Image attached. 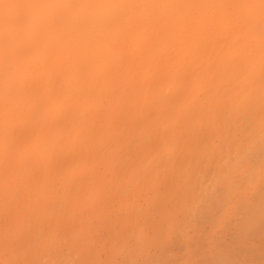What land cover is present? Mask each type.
I'll list each match as a JSON object with an SVG mask.
<instances>
[{"label": "bare ground", "instance_id": "1", "mask_svg": "<svg viewBox=\"0 0 264 264\" xmlns=\"http://www.w3.org/2000/svg\"><path fill=\"white\" fill-rule=\"evenodd\" d=\"M258 20H262L264 22V0H0V189H1V187L4 188V190H3V188L0 190L1 191L0 199L2 198V200H5V202L8 204V206H6L7 204H5V202L0 200V208L4 209V214L2 213L3 211L2 212L0 211V213H1L0 216L3 215L2 217H6L5 213L7 211V208H9V211L15 208V211L17 213L19 209L21 210L22 208H24L23 205L24 206L27 205V209L29 207V209H28L29 212H28V210L25 209L26 208L25 207L24 208L25 210H22L23 212L19 211V214L17 213V215L20 217V220H19L17 215H16L17 218H14L12 216L13 214H15L14 210H13L14 212L12 211V213H13L12 215L9 214L11 212L7 211L8 214H7L6 219L8 220V222L5 221V222H7L5 225L2 224V222H1L2 229H0V231H1L0 234L4 231H5L3 233L4 235L6 234L7 231L9 232L8 234L12 233L11 235H13V232H15L14 234L16 235L19 232L20 233H26V231H27V234L29 232L31 234V232L34 231V230H32L34 228L30 227L31 229H28V227L26 226L27 219H29V217H30V219L28 220V221H30V222H28L30 224H28V225L32 226L33 224L37 225V223H39L38 221L40 219L37 220L38 218H44V219L48 218L47 209L49 211V210H53V209L57 208V206L54 207L55 205H52V207L49 206L51 209L48 207L47 202L50 199H51L50 202H52L53 200H55V201L57 200L59 202L56 204V205H58V207H60L61 203H62V205L64 204V206L66 207L67 210L69 208L74 210L75 207H76V209L78 207H80V205L78 207L75 206L74 208L71 207V205L72 206L74 205L71 203H73V201L76 200L75 195L79 194L77 192H80V190L82 189V188L80 189V186L84 187V185H85L81 180H78V177L80 178V175H82L80 173L83 172V173L87 174L88 176H90L92 179H94L95 174L97 173L98 167L100 165H103V163H102L98 166L99 160L100 159L104 160V158L109 156V155H112V156H110L111 158L116 156L115 155L116 154V149H115L116 147L114 148L115 149L114 150L111 146V144H114V142L116 140L115 135L118 138L120 137L119 139H121V136H120L121 134H122V136L123 135L124 136H126V135L131 136L132 135L131 133L135 130H137V131H135L133 133H137L136 135L140 134L141 132H143L141 130L142 129L141 127H143V129L145 128L147 130L148 126L146 124L148 122L146 121V123H145V120L148 118L147 116L150 113H152V111L149 113L150 110L156 111L155 112L156 115L153 117V119H156L154 121V123L157 122V120L161 121V123H163L164 121H166L167 117L170 118V116H168V115H171L169 113V112H171V110H168L169 107L170 108L172 107L171 109L176 111V109H174V107L176 108V106H178L179 103L181 104L183 102L182 99H184L185 97H184V94L182 95L181 93H185V95H186V91L184 89L187 86L186 82H188V79L190 82V83L188 82L189 87H190L189 90H191V88L194 87L191 85V82L193 85H195V87H198L196 85H200L202 83L201 81L206 82L207 76L204 72L205 70H203L204 67L202 68V66L201 67L199 66V67H197L198 69H201L200 70L201 73L198 70V72L200 73L199 75L196 71L197 68L196 69L194 68V72L197 73V74L195 73L196 76L198 75L197 77L196 76L194 77L195 80L194 79L192 81L190 80V78H193L192 75L194 74V72L192 73V75L187 74L188 77L186 79H183L182 77H180L184 80L183 83L181 81H179L183 84V87H181L182 84H180L181 89L177 88V87H179V84L176 83V82H178V79H176L177 81L174 84L175 86L173 85V89L176 92L179 91L178 93H180V96L176 92H175V94L172 93L173 92L172 86L170 84L168 86L167 83L170 82V80L172 79V77H174V75L177 73V71H179V70L181 71L182 68L185 69L186 67H188V66L190 67V65L195 63V62H192L186 66L185 64H187V61L188 62H191L192 60H197L196 62L203 61L202 63L204 64V62H209L210 60H214V59H222V60H228V61L239 60V61H242L244 63L245 62L248 63L251 60H260V61L264 60V32L260 31L258 29V27L256 25V22ZM247 42H250L252 44H250V43L247 44ZM245 45H247L248 47ZM251 46H255L256 50L253 51L251 49ZM184 60L186 62H182ZM179 62H182L184 64V66L182 65V63L180 65ZM214 64H215V61L212 64V67ZM210 65H211V63H210ZM242 65H243V63H242ZM257 67H259V66H257ZM229 68L230 67H228L227 69H229ZM262 71L264 72V70H262ZM202 72L206 76L205 80H203L204 75L202 74ZM229 72L230 71H228V73ZM238 74H239V72H238ZM185 76H186V74H185ZM185 76H184V78H185ZM189 76H192V77L189 78ZM216 76L217 75L215 74V77ZM220 76H218V78ZM225 76H226V74H225ZM225 76L223 75V77H225ZM240 76H239V78H240ZM177 78H179V77H177ZM196 78H198V80ZM263 78L260 77L259 79H263ZM166 80L168 82H166ZM185 80H187V81H185ZM205 82L203 84H205ZM256 82H254V83H256ZM217 83H219V82H217ZM229 84H227V85H229ZM224 85H226V83ZM238 85H239V83H238ZM252 85H254V84H252ZM252 85H250V86H252ZM202 86H204V85L201 84V88H202ZM195 87H194V89H195L194 91L192 89L191 91H188V92H196ZM260 87H262V86L260 85ZM226 88H227V86H226ZM256 88H258V87H256ZM168 89H170V90H168ZM177 89H178V91H177ZM182 89L184 91L181 92ZM222 89L223 88H221V90ZM247 89L244 88L245 91ZM231 90H233V89H231ZM256 90H254V91H256ZM259 90H257V91H259ZM167 91H168V93L170 91L171 92L169 94H167ZM206 91H208V90H206ZM240 91H242V90H240ZM257 91L254 92V95L252 94L253 92L250 95H248L249 93L247 94L249 96V99L250 100L252 99V103H253L252 104L249 102V105H248L249 107L251 106L252 108L253 107L255 108L256 105L254 103H256L260 99L261 96L260 97L258 96L259 98H256L257 95L260 94ZM260 92H261V90H260ZM262 92H263V90H262ZM224 93H227V91ZM232 93H233V91H232ZM256 93H257V95L255 96ZM171 94L173 96L177 95V98H176L177 100H175V104L176 103H178V104L175 106L173 105L174 104L173 100L175 97H173V100L171 101V98H172ZM169 95H171V96H169ZM187 95L188 96H186V98L187 97L189 98V94H187ZM224 95H226V94H224ZM251 95H253L252 97L253 98L255 97L256 99L253 100V98H250ZM169 97H171V98L169 99ZM215 97H216V99H218V96H215ZM235 97L236 98H233L234 100H236L237 97H239V96H235ZM247 97H246L245 101H247V99H248ZM199 98H201V97H199ZM261 98H263V97H261ZM212 99L214 102L213 96H212ZM249 99H248V101H249ZM197 100L198 99H196V101ZM210 102H208L209 104L207 103V106L205 105L207 108H209L207 110L208 112H210L209 111L210 107H211L210 104L214 105V103L212 102L211 99H210ZM233 102H235V101H233ZM226 103H227V101H226ZM241 103H242V101H241ZM259 103H261L260 100H259ZM251 104L254 106H252ZM195 105L194 106H195V111H196L197 103ZM262 105H263V103H262ZM189 106H191V105H189ZM214 107H216V106H214ZM249 107H248V111H249ZM257 107H258V104H257L256 108ZM204 109H205V107H204ZM204 109H203V111H204ZM243 109H244V107H242L240 109V111ZM167 110H168V112H167ZM173 110H172V112H174ZM191 110H192L191 114H193L195 112L193 105L191 106L190 111L187 114H189L191 112ZM246 110H247V108L244 109L243 111L247 112ZM211 111H212V107H211ZM218 111H219V109H218ZM233 111H235V110H233ZM233 111L231 110L230 112H232V114H233ZM147 112L149 114H147ZM165 112H167V113L165 114ZM184 112H185V108L183 110V113ZM206 112L203 113L204 116L205 115L207 116ZM216 112H217V110H216ZM244 112H242V111H241V113L238 112L240 115L239 114H236V115L237 116L239 115L242 119L241 115ZM247 113L244 115L249 116V114H247ZM258 113H259V111H258ZM184 114L181 113V115H183V116L178 115L179 116L178 117L179 118L178 123L183 118L189 117L188 115H187V117H185L186 114H185V116H184ZM191 114H190V116H191ZM153 115H154V112H153ZM153 115H151V116H153ZM172 115H173V113H172ZM206 116H205V118H206ZM229 116L231 117L232 115H229ZM207 117L209 118V115ZM144 118H146V119H144ZM173 118H174V116L172 117V119ZM141 119H144V121ZM243 119H245V118H243ZM203 120H204V123H202L203 121L201 120L202 126L197 121V123L199 124L198 126H201L199 128L196 125V122L195 123L193 122L195 125L192 124L194 126V128H195V126H197L195 128L196 131L198 128V130L201 129L199 131H202V133L204 132L203 134L201 132H199L200 135L201 134L203 135L202 137H204L205 130L207 129V127H206L207 125H205V123L208 119L206 118ZM225 120H227V119H225ZM140 121L142 123H144L145 125L144 124L142 125ZM229 121H231V120H229ZM183 122H185V120H182V122H180V123L183 124ZM134 123H135V125L140 124V125H138L139 127L136 128ZM154 123H152V124H154ZM158 123H160V122H158ZM158 123H155L154 127H157ZM161 123H160V125H161ZM178 123H176V126ZM207 123H209V125H210V119H209V121H207ZM227 123H228V120H227ZM152 124H150L151 127L148 129L149 131L147 130L148 133H150V131H151L152 136H154V135L157 136V134L159 136V134H162V133H159L158 131H157V134H155L156 130L160 129L159 128L160 126L158 127L159 129L156 128L154 130V127ZM203 124L205 125L206 128H204ZM226 124L223 125L222 127L224 128V126H227L228 128H230L232 126L231 125L229 127V125L231 123L229 125H226ZM209 125H208V127H209ZM130 126L132 127V129H134L133 128V126H134L135 130H133L131 132L132 129L130 128ZM145 126H147V128ZM219 126H221V125H219ZM152 127H153V129L151 130ZM169 127H170V125H169ZM177 127H179V124ZM177 127H175V130H174V127H172L173 129L169 128V130H167L169 132L170 136L167 135L168 133L166 131V133H167L166 135L169 136L171 140H172L171 137L173 136L171 133L176 131ZM187 128H188V126H187ZM194 128H192V129H194ZM221 128L218 129L219 132H222ZM261 128H262V126H261ZM139 129H140V133H138ZM202 129H205V130L203 131ZM170 130H174V131L170 132ZM254 130H256V129H254ZM225 131H227L226 128H225ZM206 132H208V131H206ZM148 133H147V135H149ZM175 133L176 132H174V135H175ZM180 133H182V131ZM222 133L224 134V132H222ZM140 135L142 136L141 138L146 137V133H144V136L142 135V133ZM140 135L137 137H140ZM184 135L186 136V138L188 136H189L188 138L192 137L191 133H190V135L187 134L188 136L183 133V136ZM219 135H221V133ZM194 136L196 137V140L194 137H192V139L194 141H196L195 143H197V145L193 142V140L190 142L189 139L185 138L187 141L183 140L182 147H180L182 138H179V139H181L180 145L178 144L176 146L177 151H176L175 155L173 153V156L175 158L176 157L178 158L177 152H179L178 155H179V158H181V159L178 158V160H177V158L175 159L173 157L174 160L172 159V161H170V158H172L171 157L172 153L170 154L168 159L163 157V160L165 158V160L167 159V161H168L166 164H163V165H165V167H168V168H165V171L163 170L165 174L163 173L162 170L161 171L159 170L160 176L158 174L159 179L158 178L157 179H158V181L159 180L161 181L162 175H167V176H165V177L163 176V177L166 180H168V179L169 180H168V182L167 181L164 182V180H163L162 185L167 182L165 184L166 186L171 184L172 187L175 186V188H176V186L178 185V187L176 189L181 191L180 187L182 186V191L184 190L183 189L184 185H180L181 182H179V181L177 184H176V182L181 177L186 178L187 175L190 177V174H193V173H191L192 172V168H191L192 166L190 165L191 167H189L188 171L191 170V172L189 173V172H186V170L183 171L184 168L186 169V167H184V165L186 166V165L191 164L192 160L194 158L196 160L197 158L194 157L192 160H187L190 163L189 162L182 163V162H185V161H183L184 158H185L184 160H186L191 155V153L189 154L187 152H189L192 149H193L192 151H194V148H192V147H194L195 145H196V147L199 145L198 149H200V147H201L199 144L201 142V138L199 140L198 139L199 135H197L195 133H194ZM123 137H122L123 142H127L128 144L131 143V145H129L130 147L127 145V147L130 148V149L128 148V150L126 148L127 152L129 150H130L129 153L134 154V152H135L137 157H138V154H140V153L137 154V150H139V148H140V150H139V152H140L141 149L143 148L142 142L143 143L146 142L145 139H147V137L149 138V136H147L145 139H142L143 140L142 142H140L138 140L141 138H136V140H135L136 136L131 141H130V139H129V141H127V138H125L126 140H124ZM174 137L175 136H173V138ZM152 138H150V140H148V143H149V141L151 144H153V142H154V144H157V145L153 144V148L155 149V147H156V149H157V147L160 145L161 142L157 143L158 141L155 138H158V137H155V138L152 137ZM237 138H238V136H237ZM245 138H247V137H245ZM170 139L168 138V141H170ZM213 139H211V140H213ZM225 139H226V137H225ZM153 140H156V142ZM197 141H199V142H197ZM103 142H107V143L110 142V143L108 144V146H104ZM137 142L138 143L140 142L141 146L138 147V145H137V147H136L137 150L133 152L132 147L135 146L134 144H137ZM206 142H204V143H206ZM132 143H134V144H132ZM187 143H189L190 145L192 143H194L195 145L194 146L188 145V148L186 149L185 147H187L186 146ZM224 143H225V141H224ZM144 144H143V146H144ZM114 145L116 146V144H114ZM201 145H202V143H201ZM229 145H231V144H229ZM263 145H262V147H263ZM119 146H121V142H120ZM149 146H150V144H149ZM149 146H147V145L144 146L145 149H142L141 153H143V154L142 155L140 154L141 156L144 155L143 157H145V158H146V156L147 157H149V155L151 156V153H149V154L146 152H145L146 154L144 153L145 150L146 151L148 150V152H150V150L153 149V148H151L149 150L148 149V148H150ZM223 146H224V144H223ZM125 147L126 146L124 144V148H122V149L125 150ZM151 147H152V145H151ZM178 147L180 149H178ZM122 149H121V151L123 152ZM185 149L187 150V152H184V151H186ZM230 150H231V148H230ZM118 151H120V150H118ZM180 151H182V153ZM192 151H190V152H192ZM197 151H199V150H197ZM222 151H224V149H222ZM257 151H258V149H257ZM120 152H119V154H117V156L115 157L116 159H114V161L118 160L120 158V156L123 153H125V152H123L120 155ZM207 152H209V151H207ZM129 153L126 155L130 156ZM168 153H170V152H168ZM168 153H167V155H169ZM183 153L186 155H184ZM194 153L195 152H193V154ZM132 154H131V156H132ZM187 154H189V155H187ZM238 154H240V153H238ZM123 155H122V158H124ZM126 155H124L125 158H126ZM157 155H159V153ZM157 155L154 157L155 159H156ZM262 156H263V154H262ZM134 157H135V155H134ZM137 157H135L137 159V161H135L136 159L134 158L135 162H138L139 157L138 158ZM143 157H141V159H140L141 161L139 160L140 162H142V160L145 161ZM192 157L193 156H190V158H192ZM212 157H214V155ZM132 158H133V156H132ZM129 159H131V157ZM105 160H106V158H105ZM119 160L122 161L123 159H119ZM210 160H212V159H210ZM123 161H124V163L126 162V164L129 166V161H126V159ZM149 161L148 162L151 164L152 160H149ZM174 161H177V163L179 162V165ZM112 163H113V160H112ZM168 163H170L169 164L170 166L168 165ZM120 164H122V163H120ZM126 164H125V167H122V169L123 168L126 169V167H127ZM137 164H139V163H137ZM176 164L178 166V167L177 166L176 167L179 169H177L175 167ZM108 165L110 166L111 164H108ZM163 165H161V166H163ZM171 165L172 166L174 165V167H171ZM247 165H249V164H247ZM262 165L263 164H261V166ZM244 166H246V165H244ZM145 167H146V165H145ZM104 168H106V167H104ZM152 168H153V165H152ZM172 168H174V171H176V173H178L180 171V173L177 174V176H179L178 179H177V176L175 175L176 174L175 172H174L175 173L174 176H176V177L173 176V170L171 171ZM259 168H260V166H259ZM103 169H101V170H103ZM124 169H123V171H124ZM133 169L135 170V169H137V167L132 168V170ZM140 169L142 171V168H140ZM140 169H138V170L140 171ZM148 170L151 171L153 169L150 170L149 165H148ZM112 171L113 170H111V173H112ZM118 171H120V170H118ZM141 171L139 173H141ZM145 171H147V170H145ZM182 171H183V173H182ZM255 171H256V169H255ZM121 172H120V174H121ZM138 172L136 174V177L134 176V178H136V179L138 178V175H139ZM148 172H146L145 175L149 174ZM76 173H78L77 174L78 176L76 178L77 180L72 179V177H74V175H76ZM107 173H108V170H107ZM132 173H131V175H132ZM207 173L208 172L206 171V175H207ZM116 174H115V177H117ZM170 174H171V176H169ZM182 174H184V175H182ZM127 175H128V173H127ZM127 175H124V176L126 177ZM103 176H104V174L102 175V177ZM85 177L86 176H84V178ZM154 177L152 178V180L154 179ZM82 178L83 177L81 176L80 179H82ZM134 178H133L134 182L136 183V181H137V182H139V184L138 183L135 184L134 182L131 183L132 185H134V188H136L135 192H134V190H132V192L142 194V191L139 192L140 188L138 189V186L140 185V180L138 181ZM115 179H114V181L111 180L112 183L116 182ZM139 179H141V176L139 177ZM188 179H187V181L189 182ZM103 180H106V178H104ZM170 180H172V182L174 180L175 183H171ZM232 180H234V179H232ZM100 181H101V179H100ZM155 181H156V179H155ZM101 182H100V184H98L99 186L102 184ZM145 182L147 184L148 180L147 181L145 180L144 183ZM148 183H150V182H148ZM168 183H170V184H168ZM174 184H176V185H174ZM201 185H203V184H201ZM156 186H158V185H156ZM69 187H71V189H72L71 192L74 194L68 192V191H70ZM92 187L94 188L95 186L92 185ZM172 187L170 186L171 193L168 192L169 193L168 194L166 192L168 194V196H170V197L172 196V198L175 197V200H176V198H179L180 203L183 201V199L186 200L183 202H187V203L190 202V201H188L189 198L184 196L186 193H189V192H187L186 190H185V194H184V192H181L180 193L181 197H182V199H181L179 196L180 194L179 195L175 194V196H174V193H178L179 191L176 189L173 191ZM73 188H74V191H73ZM87 188H89L88 185H87L86 189ZM99 188L101 189V187H98V189ZM132 188L133 187L131 186V189ZM158 188H159V186L157 187V189ZM170 188H166L165 190L170 189ZM46 189H48V190L46 191ZM77 189H79V190H77ZM102 189L103 190L106 189V186L104 187L102 185ZM137 189L139 191H137ZM162 189L164 191V188H162ZM230 189L231 188H229V190ZM17 190H19L20 193ZM51 190H53V191L56 190V193H55V191H54V193L57 197H56V199L49 198V200L47 201L48 197H46V196H48L49 194H46V193L48 191H49V193L52 192ZM112 190H109L106 192H104L105 190L103 191L104 195L100 196L101 200L99 198L100 203L105 202V201H102V196H104L103 198H108V193L109 192L113 193ZM120 190H121V187H120ZM150 190H151V188H150ZM44 191L46 193H44ZM126 191H127V189H126ZM203 191H204V189H203ZM2 192H4V194H2ZM103 192H101V193L103 194ZM127 192H128V194L131 193L129 190ZM193 192H194V190H193ZM5 193H6V195H5ZM81 193H84V190H81ZM97 193H96V195H97ZM118 193H120V192H118ZM122 193H123V191H122ZM151 193L152 192L147 191V194L145 195L146 197H145L144 201L147 200V195H149ZM157 193L160 194V190ZM164 193H165V191H164ZM141 194H139V195H141ZM52 195H49V196L53 197ZM79 195H81L82 197L84 195V199H85V195H87V194L84 193V194H79ZM90 195L91 194H89V196ZM151 195L148 197V199L150 201H151ZM258 195L259 196L262 195L263 197L262 196L258 197ZM258 195L255 194L257 199L254 197H253V199L254 200L255 199L260 200V202L263 204L264 200H262V198H264V193L258 194ZM127 196H129V195H126V197ZM186 196H189V195H186ZM5 197H6V199H5ZM124 197H125V195L123 196V198ZM133 197L129 198V201L132 202V200H134V202H132V203L134 204V206H136L139 203L138 202L139 199L136 200L138 197H136L135 199H133ZM165 197L167 198L166 194H165ZM183 197H185V198H183ZM110 198L111 197H109V200H110ZM121 198H122V196H121ZM125 198H124V200H125ZM139 198H141V196H139ZM258 198H260V199H258ZM156 199H158V201H157L158 203L156 204L155 201H154V203L157 205V207H155L154 204H152L150 209H154V211H156L155 209L159 208V206H161L159 209L161 212L159 210H157V212L155 213L154 211H151L149 209V211L154 212V213H151L148 211V213H151V215L150 214L146 215L145 211H144V213L141 212L143 210L140 207L142 205L141 202H140V204H138V206H136L137 209L140 208L139 210H137L136 207H134L132 203H128L127 202L128 200L126 201L127 204L125 203V205H123L124 203L121 204L120 203L121 201H120L119 206H116V205L115 206H116V208H119L118 209V210H120L119 212L124 211V213H125V211H127L126 213H129L128 216H131V215L134 216V220H132L133 219L132 216L129 218H132L131 222L135 223L136 217H138L137 213L143 214V216H142V214L139 215L140 219H141V216L143 217V219H144V216H145V218H147L146 216H149V217L151 216L152 219L154 218V220H155V216L158 212H160L157 214L158 216H159V214H161V216H159V218H160V217H162V214H164L162 212L167 211V213L164 214V215H166L164 217H167V214L172 212L171 211L172 207H170L169 205H168L169 208L166 207L167 204L164 203L165 201H166V203H168V202L170 203V201H171L172 203H174V205L175 204L178 205V207L179 206L183 207V205H184V204L179 205V202H177L178 204L175 203L176 201H174V202L172 200L168 201V199L164 200L163 197L161 199H160V197H157V198H155V200ZM86 200H88V199H85L84 203H86ZM93 200H94V198H93ZM161 200L162 201L164 200V201L162 202ZM179 200L177 199V201H179ZM88 201L91 203V200H88ZM106 201H107V199H106ZM141 201H143V200H141ZM44 202L46 204H43ZM89 202L86 204H88V206L90 205V207H91L92 204H90ZM136 202H137V204H136ZM255 202H259V201H254V204L249 203L250 205L252 204V207L249 204H247V203L246 204L249 205L248 206L249 209L251 207V211L255 210L256 207L258 208L261 206V208H258L260 210L256 209L254 212L252 211L253 216H251L252 215L251 211L248 209L249 211L248 210L247 211L250 213V214L248 213V215H250V217L247 218L248 217V215H247L246 218L248 220L244 217L246 219V221L243 220L245 223L241 221L242 223H240V224H241V226H243L242 225L243 223L246 225V224H249V222H253L254 227H253L252 223H250L252 226L249 224L251 231H253V229H254V231L256 229L258 231L259 228H260V230L261 229L264 230V228H262V227H264V221H263V219H264V213H263L264 204L259 205L258 203H256L257 204L256 205ZM2 203H4V205ZM53 203L54 202H52V204ZM65 203H68L67 204V206L69 205L68 208H67ZM95 203H94V206H95ZM98 203L99 202H97V204ZM152 203H153V201H152ZM241 203L242 202H240V204ZM34 204H37V205L35 206ZM106 204H109V202H107V203L105 202V204L101 203V205H106ZM128 204L129 205L131 204L129 210H127L128 206H129ZM147 204L148 203L146 201L145 206ZM30 205L31 206L34 205V207L39 208V209L34 208L35 209L34 214H39L40 216L34 215L32 213L33 212V206L31 207ZM62 205H61V207H62ZM113 205H114V203H113ZM126 205H128V206L125 207L126 209L124 210V206H126ZM164 205H166V206H164ZM98 206L100 208V205H97L96 206L97 210H98ZM106 206L108 207V205H106ZM120 206L121 207L123 206L122 210L120 209ZM253 206H255V208ZM2 207H4V208H2ZM5 207H7V208L5 209ZM44 207H47L46 211H45ZM65 207H63V208H65ZM162 207H163V209L166 208L167 210L166 209H165V211L162 210L161 209ZM16 208L18 210H16ZM31 208H32V210H30ZM42 208H44V209H42ZM96 208H94V209H96ZM113 208H114V206H113ZM252 208H254V209H252ZM76 209L74 210L75 211L74 214L72 213L73 210L69 211L68 213H71L69 215H72V214L75 215V213L77 211ZM87 209H85L86 213L89 211L91 212V210H92L91 208H90L91 210L88 209L89 211ZM94 209H93V211H94ZM146 209H147V207H146ZM224 209H222V210H224ZM231 209H233V208L231 207ZM38 210H39V212H38ZM61 210H62V208H61ZM61 210L55 209L53 211L58 214V217H60L58 211H61ZM108 210L110 211L111 209L108 208ZM118 210L116 212H118ZM174 210H176V209H174ZM30 211L32 214L30 213ZM83 211H84V209H83ZM93 211H92V213H93ZM105 211H107V210H105ZM134 211H135V213H134ZM176 211L179 212L178 210H176ZM20 212L22 213V217L24 216L23 214H25L26 218L24 219V217H23L24 220H21L22 217H21ZM27 212H28V216H26ZM50 212L51 211H49V213ZM65 212H66V210L64 211V214H65ZM79 212H80V214L82 213L81 211H79ZM175 212H172L171 213L172 215L171 214L168 215V217L171 220L173 218L172 221H169L170 219L168 217L164 218V220L166 221L168 219L167 220L168 223L173 222L176 219L175 216H177V215H175L177 212L176 213ZM181 212L182 211H180V213ZM183 212H184V210H183ZM29 213H30V216H29ZM89 213H87V215H89ZM105 213H107V212H105ZM105 213H104V215H105ZM111 213H112V211H111ZM126 213L124 215H121L119 213V216L122 217V218L120 217V221H121V219L123 221V218H125ZM133 213L136 214V216L133 215ZM254 213H256V214H254ZM258 213H259V215H257ZM62 214H61V216H62ZM152 214L153 215L155 214V216L153 217ZM8 215H11V217L10 216L8 217ZM42 215H43V217H41ZM44 215H45V217H44ZM53 215L56 216L55 214H53ZM69 215H64L63 219L66 216L70 217ZM84 215H85V212H84ZM84 215L83 216L79 215L80 216L79 217L76 214L75 217L77 216L76 218L79 217V219H81V217L84 218ZM87 215H85V217H87ZM109 215H110V213H109ZM115 215H116L115 218L113 217L114 219L111 218L109 220L110 226L105 227V230L108 231V232L106 231L107 236L102 237L104 235V234H102L101 235V237H102L101 241L105 237H106L105 238L106 240L108 239V237L110 238V236L114 234V233H112L113 231L115 232L114 235L116 237V235L121 231V228L124 229L122 227V225L129 223L128 222L129 221L128 216H126L127 222L124 219V221H123L124 223L123 222L120 223L119 220L117 221V219H119V218H116L119 216H117L116 213H115ZM90 216H92V215H90ZM158 216L156 218H158ZM34 217L36 220L34 219ZM58 217L56 216L54 218L57 220ZM75 217H73V218H75ZM96 217H98V216H96ZM107 217H109V216H107ZM110 217H112V216L110 215ZM254 217H255V219H254ZM13 218H14V221L18 220L20 225H21V222L25 221V223L23 222L21 225L23 228L21 226H18L19 224L16 222L20 231L18 229H17L18 231L14 230V225L16 223H14L12 221ZM88 218L89 217H87L85 219H88ZM250 218H252V219H250ZM257 218L258 219L260 218V219L258 220ZM261 218H262V220H261ZM44 219H42V220H44ZM63 219L61 221L62 223L65 222ZM68 219L69 218L66 217L65 220L67 221ZM71 219H72V217H71ZM106 219H109V218H106ZM106 219L103 221L102 220H98V221H100L99 222L100 224L103 222V223H106V225H107L108 221ZM115 219H116V221L114 223L119 224V226H117V227L119 228L120 231L116 227L117 229L115 228V230H113V228H112L111 229L112 231L110 233V227H111L110 222L112 220L114 221ZM148 219L149 218H147L146 220H148ZM158 219H156V222H157L156 224H153V223L150 224L149 223V225L151 227H152V225H154L152 231L154 230L155 226L157 227V225L158 226L161 225L159 227L163 226L162 225L163 223L158 224L159 223ZM253 219L256 222H254ZM2 220L3 219H1V221ZM59 220H61V219H59ZM59 220H58V223H59ZM81 220L83 221V219H81ZM81 220H79L80 223H83ZM260 220L263 221V223H262L263 226L262 225L259 226ZM10 221L13 224H11ZM31 221L32 222L36 221V222L32 224ZM79 221H77V222L79 223ZM148 221H146V222H148ZM165 221H163V222H165ZM55 222L56 221H54V223ZM68 222H69V224L71 222V225L75 224L74 222L72 224V221H70V220ZM131 222H130V224H132ZM137 222L139 223L138 220H137ZM140 222H142V221L140 220ZM144 222L145 221H143V223ZM151 222H153V220H151ZM8 223H9V225H8ZM78 223L75 224L76 228H78L77 227ZM103 223H102V226L104 225ZM23 224H24V226H23ZM115 224H114V227H115ZM120 224H121V226H120ZM130 224H129V226H130ZM255 224H258L257 226H259V227L257 228V226H255ZM1 225H0V227H1ZM11 225L13 226L14 231L11 230V228H12ZM132 225H135V224H132ZM165 225H166L165 227L167 228V223H165ZM237 225H238V223H237ZM5 226H7V228H5ZM9 226H10V228H9ZM56 226H57V224H56ZM102 226L98 225V227L99 228L101 227L103 230L104 228ZM124 226L126 229L127 225H124ZM35 227L37 228V226H35ZM70 227H72V226H69V228H67V225H66V230L68 229L69 232H71ZM75 227H72V228L74 229ZM90 227H91V225H90ZM98 227L96 225V227L94 229H92L93 232H94V230L96 231V228H98ZM147 227H148V225H147ZM151 227H150V229H151ZM245 227H247V228L244 229V227H243V230L241 231V233H239V231H238V234H239L238 237H240V234L244 233L243 232L244 230L248 231L247 233L252 234V232H250V229L247 230L249 227L247 225ZM20 228H22V229H20ZM53 228H55V227H52L51 229L53 230ZM76 228L74 230H76ZM106 228H108V229H106ZM240 228L242 229V227H240ZM3 229H4V231H3ZM87 229L86 230L89 233V230H91V229H89V227H87ZM98 229H97V231H98ZM236 229H239V228H236ZM9 230H11V232ZM86 230L84 231L85 233L83 232L84 235H89L88 233L86 234ZM92 230H91V234H92ZM260 230H259V232L263 231V230H261V231ZM157 231L159 232L158 228H157ZM234 231H235V229H234ZM257 231H255V232H257ZM69 232L67 233L68 234L67 236H69V234H72L73 231L71 233H69ZM100 232L102 233V231H100ZM259 232H257V233H259ZM109 233H110V236H108ZM233 233L234 234L231 233L232 237L237 232L235 231ZM3 234H2V236H4ZM80 234H82V233H80ZM253 234H254V232H253ZM15 235H14V237L16 238L17 235L16 236ZM84 235L82 236L83 239L84 238L87 239L88 237L86 238V236H84ZM123 235H121V236H123ZM236 235L233 238L231 237V239H229L230 237L228 238L230 241L234 240L235 241L234 244L236 242L238 243V240H239V239L237 241L235 240L236 238H238V237H236ZM23 236H25V235L23 234ZM73 236H75V235H73ZM92 236L90 235L89 238ZM119 236L120 235L118 234L119 239L116 242L121 245L122 240L120 241ZM247 236H249V235H247ZM8 237H10V236L8 235ZM19 237L17 239H19ZM98 237L100 238V236H98ZM133 237H134V235H133ZM172 238L174 239L175 237H172ZM4 239L5 238H3V240ZM13 239L14 238H12V240ZM83 239H81V240H83ZM105 239L103 241H106ZM122 239H123V237H122ZM126 239H127V237H126ZM128 239H129V237H128ZM242 239H244V238H242ZM242 239H240L239 243L242 242L241 241ZM87 240H84L83 244H85L84 242ZM101 241H100V243H102L104 245L103 241L102 242ZM111 241H113V239H111ZM123 241H125V240L123 239ZM243 241H245V240H243ZM15 242H16V240H15ZM15 242L13 241L12 246L16 245L17 242L16 243ZM107 242H106V244H107ZM164 242L166 243V241H164ZM95 243L99 244V241L97 240V242H95ZM122 243H124V242H122ZM131 243H133V242H131ZM220 243H221V241H220ZM103 245H101L102 248H103ZM212 245L214 246V244H212ZM215 245L217 246V244H215ZM221 245H222V243H221ZM110 246H113V245H110ZM216 246L214 247L215 249H216ZM227 246H229V245H227ZM71 247H69V248H71ZM95 248H94V251H95ZM115 248L117 249L118 247L116 246ZM161 248L162 247L159 248V252H160ZM211 248H212V246H211ZM255 248L257 249L258 247H255ZM105 249H106V247H105ZM215 249H212V250H215ZM240 249H241V247L239 248V250ZM100 250H102V249H100ZM103 250H104V248H103ZM166 250H168V249H166ZM219 251H221V253H222L223 250L222 249L217 250V253ZM224 251H226V250H224ZM114 252H115L114 257H115V255L116 256L119 255V254H116L117 252L115 250H114ZM221 253H220V255H221ZM262 253H264V251H262L261 254ZM242 254H243V252H242ZM261 254H256V255L262 256ZM224 255H226V254H224ZM243 255L245 256V254H243ZM249 255L251 256L254 254H249ZM228 256H229V258H228L229 260L228 259L227 260L229 262L230 261L232 262V258L230 259V255H228ZM250 256H248V257H250ZM260 256H257L254 258L257 259ZM99 257H101V256L99 255ZM216 257L219 259L218 255L214 256V258H216ZM222 257L224 258V256L221 255V257H220L223 261L221 264H226L227 263L226 260H224ZM231 257H233V256H231ZM245 257H244V259L247 260L246 259L247 257L246 258ZM90 258L88 257V261H90L89 260ZM198 258H200V257H198ZM214 258L213 257L209 258V259H212L211 264H214L216 262V259H214ZM236 258H237V256H236ZM85 259L83 260V262L85 261ZM92 259H94V263L97 262L96 264H98V261H96V260H100V258L95 259V257L91 258V261H92ZM122 259H124V258H122ZM153 259H155V258H153ZM205 259H206V261L203 260V262L205 261V264H206L207 263V257ZM221 259H220V261H221ZM253 259H251L252 262L254 261ZM195 260H196V258H195ZM234 260L236 261V259H234ZM237 260L239 261L240 258L238 257ZM119 262H120V260H119ZM194 262H196V261H194ZM217 262H216V264H218ZM254 262L256 264L257 260ZM262 262H264V261H262ZM197 263H195V264H197ZM200 263H202V262H200ZM208 263L210 264V262H208ZM85 264H86V262H85Z\"/></svg>", "mask_w": 264, "mask_h": 264}, {"label": "rangeland", "instance_id": "2", "mask_svg": "<svg viewBox=\"0 0 264 264\" xmlns=\"http://www.w3.org/2000/svg\"><path fill=\"white\" fill-rule=\"evenodd\" d=\"M256 25H257V27H258V29L260 30V31H263L264 32V22L262 21V20H258L257 22H256ZM261 28V29H260ZM263 29V30H262ZM250 42H247V44H249ZM250 44H252V43H250ZM245 46H247V45H245ZM248 47V46H247ZM251 49L254 51V50H256V47L255 46H251ZM197 60H192L191 62H188L187 61V64H185L186 66L189 64V63H192V62H195L194 64H192V65H190V67L188 68V67H186L185 69H183L182 67L184 66V64L182 63V62H186L185 60L184 61H182V62H179L180 63V65H181V63H182V70L179 72V71H177V73L174 75V77H172V79L170 80V82H168L167 80H166V82H168L167 84H168V86H169V84L172 86V90H173V92L172 93H174L175 94V92L176 91H174V89H173V85L175 84V82L177 81L176 79H178V82H176V83H178L179 84V87H177V88H180L181 89V87H183V82H184V80L183 79H186L187 77H188V75L187 74H191L192 75V73L194 72V68L196 69L197 67H201L202 66V68H203V70H205L204 72H205V74H206V76H205V74H203V72H202V74L204 75L203 76V80H205L206 78H207V80H206V82L205 81H201L200 83L202 84V85H204V86H202V88H201V84L200 85H196V86H198V87H195V85H193L192 84V82H191V85L192 86H194L195 88H196V92H188V91H191L192 89H193V91L195 90L194 89V87H192L191 88V90H189L190 89V87H189V84H188V82H189V79H188V82H186L187 84V86L189 87H187L186 85V87H185V91H186V95H185V93H181L182 95L184 94V99H182L181 97V99L183 100V104L181 103H179V105L178 106H176V108L174 107V109H176V111H174L173 109H171L170 107H169V109L168 110H171V112H172V110L174 111V112H172L173 113V115H172V113L171 112H169L171 115H168V116H170V118H168L167 116V118H166V121H164L163 123H161V121H158L157 120V122H155V123H158V122H160L161 123V125H160V123H158V126L157 127H154V121L156 120V119H153V117L156 115L155 114V110L153 111V110H150L149 111V113L152 111V113H148L147 112V114H149L146 118H144V119H146L145 120V123H146V121L148 122L146 125L148 126V128H147V126H145L146 128H147V130L151 127V125L150 124H152V123H154V124H152L153 125V127H154V130L157 128V129H159V130H156V133L155 134H157V131L159 132V133H162V134H159V136H158V134H157V136L156 135H154V136H152L151 135V131H150V133H148V131L145 129H143V127H141L142 129V131L143 132H141L142 133V135L144 136V133H146V137L147 136H149V138L147 137V139H145L146 137H144V138H141L142 136L140 135L141 133H140V129L138 130V133H140V134H138V135H136L137 133H133V132H135V131H137V130H135V127L137 128V127H139L138 125H140V124H138V125H135V123H134V125H135V127L133 126V128L134 129H132V127L130 126V128L132 129L131 130V132L133 131V130H135V131H133L130 135L131 136H122V134L120 135L121 136V139H119L116 135H115V137H116V140H115V142H114V144H116V146L114 145V144H111V146H112V148L114 149L115 147V149H116V156H117V154H119V152L121 151V149L122 148H124V144H125V150H123V152H127V150H128V148L130 147L129 145H131V143H127V142H123V140H122V137H123V139L124 140H126L125 138H127V141H129V139H130V141L135 137V140H136V138H141V139H139L138 141H140V142H142L143 140L142 139H145L146 140V142H142V149H145V145H147V146H149V144H150V148H148L149 150L151 149V148H153V144H154V142H153V144H151L150 143V141H149V143H148V140H150V138H152V137H158V138H155L158 142L157 143H159V142H161L160 143V145L157 147V149H156V147H155V149L153 148L152 150H150V152H148V150L146 151H144V153L146 152V153H151V156L149 155V157L151 158H149V157H147L146 156V158L145 157H143V156H141L143 153H141L142 152V149H141V151L139 152V150H140V148H139V150H137L136 149V147H137V145H138V147H140L141 146V143L139 142H137V144H134V143H132V144H134L135 146H133L132 147V150H133V152L134 151H136L137 150V154L138 153H140V154H138V157H139V159H138V162H135V161H137V159L135 158V157H137V155H136V153L134 152V154H132V153H129L130 152V150L126 153V154H128L129 153V155L130 156H128V155H126L125 153H123L122 151L120 152V155L123 153L124 155H126V158H125V156L123 155V157L124 158H122V155L120 156V158L119 159H123V160H125L126 159V161H129V166L126 164V162L124 163V161L122 160H115L114 161V159H116L115 157L116 156H114V157H110V156H112V155H109V156H107V157H105L106 158V160H105V158H104V160H99V162H98V166L100 165V164H102L103 163V165H100L99 167H98V170H97V173L95 174V177H94V179H92L90 176H88L87 174H85V173H80V174H82V175H80V178H81V176L83 177L82 179H80L79 177H78V180H81L85 185H84V187H81L80 186V189L81 190H84V193L85 194H87V195H85V199H88V200H91V203L88 201V200H86V203H90V204H92V206L90 207V205L88 206V204H86V203H84V201H85V199H84V195H83V197L81 196V195H79V194H84V193H81V190H80V192H77V193H79V194H76L75 195V198H76V200L75 201H73V203H71V204H74L73 206L71 205V207H75V206H79L80 205V207H78L77 209H76V207L74 208V210L76 209L77 211H76V213H75V215L77 214L78 216L80 215V216H83L84 215V212H85V215H87V213H89L90 211L88 210V209H90L91 210V212L89 213V215H87V217H89L88 219H85V218H87V217H85V215H84V218H82L81 217V219H83V221L81 220V219H79V217L78 218H76L75 217V215H73L74 214V210L73 209H71V208H69L68 210L66 209V207L64 206V204L62 205V203L60 204V207H58V205H56L57 203H59L57 200L55 201V200H53L52 202H54L53 204H52V202H50L51 201V199L49 200V198H53V199H56V195H55V193H56V190H54L55 191V193H54V191L53 190H51L52 192H50L49 193V191L46 193L45 191H44V193H46V194H49V195H52L53 193V197H50L49 195L48 196H46V197H48V199H47V205H48V207L49 206H51L52 207V205H55L54 207H56L57 206V208H55V209H59V210H61V208H62V210L61 211H58L59 212V215H60V217H58V214L57 213H55L53 210H55V209H53V210H49V211H51L50 213H49V211H48V209H47V212H48V218H46V219H44V218H38L37 220H39L38 222L39 223H37V225H34L33 223H35L36 221H34V222H32V226L30 225H28V224H30V223H28V222H30V221H28L29 219H30V217H29V219H27V221H26V226L28 227V229H31V228H34V229H32V230H34V231H32L31 232V234H30V232L27 234V231H26V233H17L16 235H17V237L15 238L14 237V233L15 232H13V235H11V234H8L9 232L7 231L6 232V234L4 235L3 233L5 232L4 231V229H3V231L4 232H2L1 234H0V236L2 237H0V263L1 264H85V262H86V264H96V263H94V259H92V261H91V258H94L95 257V259H99L100 258V260H96V261H98V264H195V263H197V264H205V261H206V257H207V263L208 262H210V264H211V260L212 259H209V258H214V256H216V255H218V257H219V259L216 257V258H214V259H216V262L218 263V264H221L223 261H222V259L220 258L221 257V255H223L224 256V260H226V262L228 263V264H255V262L254 261H256L257 260V262H256V264H264V262H262V261H264V253H262L261 254V252L262 251H264V230L263 229H261V230H263V231H261L260 230V228L258 229V231H257V229L255 230V231H257V232H259V230L261 231V232H259V233H257V232H255L254 231V229H253V231H251V229H250V223H252V225H253V222H249V224H246L249 228L247 229V230H249L250 229V232H252V234L251 233H247L248 231H243L244 233H242V234H240V237H238L239 236V234H238V231H239V233H241V231L243 230V227H244V229H246L247 227H245L246 225L244 224L245 222L244 221H246V219L247 218H249L250 217V215H248V211L250 210L251 211V207H252V204H254V201H259V202H255V204L256 203H258L259 205H263L261 202H260V200H256L257 199V197L255 196V194H263L264 193V72L262 71V70H264V60H251V61H249L248 63L247 62H242V61H239V60H237V61H228V60H222V59H214V60H210L209 62H204V64L202 63L203 61H198V62H196ZM214 61H215V64L213 65V67H212V64L214 63ZM228 62V63H227ZM260 62V63H259ZM210 63H211V65H210ZM241 63V64H240ZM242 63H243V65H242ZM250 63V64H249ZM263 63V64H262ZM200 64V65H199ZM203 64V65H202ZM227 64V65H226ZM232 64V65H231ZM238 64V65H237ZM257 64V65H256ZM196 65V66H195ZM222 65V66H221ZM241 65V66H240ZM249 65V66H248ZM255 65V66H254ZM224 66V67H223ZM257 66H259V67H257ZM228 67H230L229 69H227ZM243 67V68H242ZM254 67V68H253ZM257 67V68H256ZM212 70H210V69ZM237 70H236V69ZM241 68V69H240ZM247 68V69H246ZM259 68V69H258ZM225 69V70H224ZM232 69V70H231ZM256 69V70H255ZM198 70L200 71L201 69H198L197 68V73H198V75L201 73V71H200V73L198 72ZM225 72H224V71ZM228 71H230L229 73H228ZM244 71V72H243ZM259 71V72H258ZM183 72V73H182ZM215 72V73H214ZM217 72V73H216ZM238 72H239V74H238ZM196 72H194V74L192 75L193 76V78H190V77H192V76H189V78H190V80L192 81L193 79H194V77L196 76V74H195ZM223 73V74H222ZM242 73V74H241ZM185 74H186V76H185ZM215 74L217 75L216 77H215ZM225 74H226V76H225ZM233 74V75H232ZM197 75V76H198ZM221 75V76H220ZM223 75L225 76V77H223ZM241 75V76H240ZM251 75V76H250ZM260 75V76H259ZM184 76H185V78H184ZM196 76V77H197ZM218 76H220L219 78H218ZM239 76H240V78H239ZM177 77H179V78H177ZM180 77H182V78H180ZM201 77V76H200ZM206 77V78H205ZM243 77V78H242ZM251 77V78H250ZM257 77V78H256ZM260 77H262L263 79H259ZM174 78V79H173ZM199 78V77H198ZM198 78H196L197 80H198ZM202 78V77H201ZM239 78V79H238ZM256 78V79H255ZM223 79V80H222ZM226 79V80H225ZM234 79V80H233ZM254 79V80H253ZM183 80V81H182ZM195 80V79H194ZM196 80V81H197ZM200 80V79H199ZM202 80V79H201ZM219 80V81H218ZM225 80V81H224ZM233 80V81H232ZM238 80V81H237ZM245 80V81H244ZM249 80V81H248ZM252 80V81H251ZM179 81H181V82H179ZM185 81H187V80H185ZM231 81V82H230ZM244 81V82H243ZM257 81V82H256ZM195 82V81H194ZM193 82V83H194ZM205 82V84H203ZM214 82V83H213ZM217 82H219V83H217ZM221 82V83H220ZM228 82V83H227ZM243 82V83H242ZM254 82H256V83H254ZM172 83V84H171ZM190 83V82H189ZM198 83V82H197ZM226 83V85H224V84ZM230 83V84H229ZM238 83H239V85H238ZM263 85H262V84ZM180 84H182V86L180 87ZM185 84V83H184ZM199 84V83H198ZM207 84V85H206ZM227 84H229V85H227ZM252 84H254V85H252ZM262 86V87H260V85ZM190 85V86H191ZM249 85V86H248ZM250 85H252V86H250ZM175 86V85H174ZM178 86V85H177ZM223 86V87H222ZM226 86H227V88H226ZM214 87V88H213ZM237 87V88H236ZM242 87V88H241ZM256 87H258L260 90H261V92H260V90L258 89V88H256ZM170 88V87H169ZM221 88H223L222 90H221ZM244 88L245 89H247L246 91L244 90ZM262 88V89H261ZM179 89V90H180ZM231 89H233V90H231ZM259 90V91H257V90ZM168 90H170V89H168ZM183 89L181 90V92L182 91H184ZM206 90H208V91H206ZM217 90V91H216ZM240 90H242V91H240ZM254 90H256L258 93H260V94H258L257 95V93L255 94V96L257 95V97L256 98H259L260 96L261 97H263V98H261L260 97V102L261 103H259V100L256 102V103H254L256 106H257V104H258V107L256 108V106H255V108L253 107H249L248 105H249V102L250 103H252V99L250 100L249 99V96L248 95H250L252 92ZM262 90H263V92H262ZM177 91H178V89H177ZM206 91V92H205ZM227 91V93H224V92H226ZM230 91V92H229ZM232 91H233V93H232ZM256 91H254V92H256ZM171 92V91H170ZM169 92V93H170ZM179 92V91H178ZM178 92H176V93H178ZM205 92V93H204ZM220 94H219V93ZM254 92L252 93L253 95H254ZM168 93V91H167V94H169ZM191 93V94H190ZM193 93V94H192ZM204 93V94H203ZM239 93V94H238ZM249 93V94H248ZM179 94V96H180V93H178ZM187 94H189V98L187 99L186 98V96H188ZM196 94V95H195ZM203 94V95H202ZM224 94H226V95H224ZM248 94V95H247ZM172 95V94H171ZM171 95H169V96H171ZM214 97V102H213V99H212V96ZM224 95V96H223ZM253 95H251V97L250 98H253L252 96ZM206 96V97H205ZM208 96V97H207ZM215 96H218V99H216V97ZM235 96H239V97H237V99L236 100H234L233 98H236ZM244 96V97H243ZM248 96V97H247ZM259 96V97H258ZM173 97H175L174 98V100H173ZM199 97H201V98H199ZM246 97L249 99V101H248V99H247V101H245L246 100ZM171 97H169V99H170ZM177 98V95L176 96H173L172 95V98H171V101L173 100L174 101V106L175 105H177L178 103H176L175 104V100H177L176 99ZM255 97L253 98V100L254 99H256ZM179 99V98H178ZM187 99V100H186ZM196 99H198L197 101H196ZM210 99L212 100V102L214 103V105L212 104H210V106L212 107V111H211V107H210V112H208L207 110L209 109V108H207L206 106H207V103L208 102H210ZM185 100V101H184ZM200 100V101H199ZM216 100V101H215ZM229 100V101H228ZM226 101H227V103H226ZM233 101H235V102H233ZM241 101H242V103H241ZM177 102V101H176ZM185 102V103H184ZM255 102V101H254ZM197 103V107H196V111H195V104ZM211 103V102H210ZM221 103V104H220ZM262 103H263V105H262ZM172 104V103H171ZM170 104V105H171ZM209 104V103H208ZM235 104V105H234ZM253 104V103H252ZM251 104V105H252ZM189 105H193V107H194V113L193 114H191L192 113V110H191V112L189 113V114H187L189 111H190V108H191V106H189ZM195 105V106H194ZM206 105V106H205ZM220 105V106H219ZM226 105V106H225ZM247 105V106H246ZM190 108H189V107ZM214 106H216V107H214ZM218 106V107H217ZM222 106V107H221ZM252 106H254V105H252ZM178 107V108H177ZM204 107H205V109H204ZM228 107V108H227ZM242 107H244V109H246L247 108V112H244L243 110H241L242 112H244L241 116H242V119H241V117L239 116L240 114L239 113H241V111H240V109ZM248 107H249V111H248ZM261 107V108H260ZM167 108V107H166ZM165 108V109H166ZM184 108H185V114H186V116H185V114L183 113V110H184ZM214 108V109H213ZM233 108V109H232ZM239 108V109H238ZM203 109H204V111L207 113V116L209 115V118L206 116V118L208 119L207 121H209V119H210V125H209V123H207V121H206V123H205V125H207L206 127H207V129L205 130V129H202L203 131L205 130V134H204V137H202L203 135V133H202V131H199V130H201V129H199L198 130V128L199 127H201L202 125H201V122L202 123H204V120L203 119H206L205 118V116L203 115V113H205L204 111H203ZM218 109H219V111H218ZM256 109V110H255ZM168 110H167V112H168ZM180 110V111H179ZM201 110V111H200ZM216 110H217V112H216ZM233 111V110H235V111H233V114H232V112H230V111ZM238 110V111H237ZM166 111V110H165ZM257 111V112H256ZM258 111H259V113H258ZM153 112H154V115H153ZM167 112H165V114L167 113ZM201 112V113H200ZM214 112V113H213ZM230 112V113H229ZM239 112V113H238ZM176 113V114H175ZM181 113L182 114H184V116L185 117H187V115L189 116V117H187V118H183L182 120H185V122H183V124L182 123H180V122H182V120L178 123V120H179V116L178 115H181ZM222 113V114H221ZM249 114V116H247V115H244V114ZM257 113V114H256ZM262 113V114H261ZM190 114H191V116H190ZM232 115L231 117L229 116V115ZM236 114H239L238 116L236 115ZM254 114V115H253ZM151 115H153V116H151ZM244 115V116H243ZM261 115V116H260ZM174 116V118L172 119V117ZM181 116H183V115H181ZM203 116V117H202ZM214 116V117H213ZM216 116V117H215ZM253 116V117H252ZM176 117V118H175ZM196 117V118H195ZM201 117V118H200ZM238 117V118H237ZM248 117V118H247ZM217 118V119H216ZM232 118V119H231ZM243 118H245V119H243ZM144 119H141V120H143L144 121ZM181 119V118H180ZM188 119V120H187ZM198 119V120H197ZM200 119V120H199ZM216 119V120H215ZM225 119H227L228 120V123H227V120H225ZM235 119V120H234ZM202 120V121H201ZM229 120H231V121H229ZM238 120V121H237ZM243 120V121H242ZM247 120V121H246ZM197 121H198V123L201 125V126H198L199 124L197 123ZM221 121V122H220ZM225 121V122H224ZM141 122V121H140ZM139 122V123H140ZM152 122V123H151ZM196 122V125L198 126V128H197V131H196V127L197 126H195V128H194V126L193 125H195L194 123ZM231 124H230V123ZM234 122V123H233ZM239 122V123H238ZM242 122V123H241ZM257 122V123H256ZM176 123H178L179 124V127H177L178 126V124H177V126H176ZM221 123V124H220ZM227 123V124H226ZM141 124L143 125L144 123H142L141 122ZM149 124V125H148ZM193 124V125H192ZM229 125V127L230 128H228L227 126H224V128L222 127L223 125ZM145 125V124H144ZM169 125H170V127H169ZM182 125V126H181ZM184 125V126H183ZM205 125L203 124V126H204V128H206L205 127ZM208 125H209V127H208ZM219 125H221V126H219ZM234 125V126H233ZM237 125V126H236ZM257 125V126H256ZM160 126V127H159ZM181 126V127H180ZM187 126H188V128H187ZM255 126V127H254ZM261 126H262V128H261ZM153 127L151 128V130L153 129ZM159 127V128H158ZM172 127H174V130H175V127H177L176 128V131H174V130H170V132L172 131H174V132H176L175 133V135H174V132L173 133H171L173 136H175L174 138H173V136L171 137L172 138V140L170 139V135H169V132L167 131V130H169V128L170 129H173ZM222 127V128H221ZM254 127V128H253ZM182 128V129H181ZM192 128H194V129H192ZM215 128V129H214ZM217 128V129H216ZM222 129V132H224V134L222 133V132H219V130L218 129ZM225 128H226V130L227 131H225ZM235 128V129H234ZM245 128V129H244ZM163 129V130H162ZM187 129V130H186ZM192 129V130H191ZM254 129H256V130H254ZM186 130V131H185ZM191 130V131H190ZM194 130V131H193ZM224 130V131H223ZM231 130V131H230ZM251 130V131H250ZM147 131V132H146ZM166 131H167V133H166ZM179 131V132H178ZM182 131V133H180ZM197 133H196V132ZM206 131H208V132H206ZM229 131V132H228ZM255 131V132H254ZM199 132H201L202 134L200 135V133ZM212 132V133H211ZM226 132V133H225ZM231 132V133H230ZM249 132V133H248ZM259 132V133H258ZM147 133L149 134V135H147ZM153 133V134H154ZM183 133L184 134H188V135H190V133H191V135H192V137H194L195 138V140H196V137L194 136V133L195 134H197V135H199V140H200V138H201V142L199 143L200 144V149H198L199 148V145L196 147V145H197V143H195L196 141H194L193 139H192V137L191 138H186V136L184 135L183 136ZM221 133V135H219ZM230 135H229V134ZM169 135V136H167V135ZM181 134V135H180ZM236 134V135H235ZM262 134V135H261ZM118 135V134H117ZM140 135V137H137V136H139ZM166 135V136H165ZM214 135V136H213ZM227 135V136H226ZM249 135V136H248ZM151 136V137H150ZM201 136V137H200ZM210 136V137H209ZM232 136V137H231ZM237 136H238V138H237ZM130 137V138H129ZM165 137V138H164ZM167 137V138H166ZM214 139H213V138ZM225 137H226V139H225ZM231 137V138H230ZM245 137H247V138H245ZM118 138V139H117ZM168 138L170 139V141H168ZM179 138H182V140L181 139H179ZM189 139L190 140V142L193 140V142L196 144H194V143H192L191 145L189 144V143H187V147H185L186 149L188 148V145H190V146H194V147H192V148H194V151H192V150H190V151H192V152H187V150L186 151H184V152H187V153H191V155L190 156H193L192 158H190V156H189V158H187L186 160H184L183 159V161H185V162H182V163H186V162H189V161H187V160H192L194 157H196L197 159V161L195 160V158L192 160V162H191V164H189V165H184V167H186V169L184 168V170L183 171H185L186 170V172H191V170L190 171H188L189 170V167H191L192 168V172L191 173H193V174H190V177L192 178H190L188 175L186 176V178H183V177H181L179 180H177V182H176V184L178 183V181L179 182H181L180 183V185H184L183 186V191H182V186L180 187L181 188V191L180 190H178V189H176L177 187H178V185L176 186V188H175V186H173L172 187V185L170 184V183H168V184H170V185H168V186H166L165 184L168 182V180H166L164 177L165 176H167V175H162V182L160 181H158V174L160 173V171L162 170H164L165 171V168H168V167H165V165H163V164H166L168 161H167V159L169 158V156H170V154H171V157L172 158H170V161H172V159H173V153H174V155H175V153H176V146L179 144L180 145V140H181V146L180 147H182V143H183V140H186V139ZM210 138V139H209ZM236 138V139H235ZM153 139V138H152ZM167 139V140H166ZM177 141H176V140ZM197 139V140H198ZM211 139H213V140H211ZM233 139V140H232ZM240 141H239V140ZM134 140V141H135ZM156 140H153V141H155L156 142ZM203 140V141H202ZM210 142H209V141ZM227 140V141H226ZM229 140V141H228ZM235 140V141H234ZM254 140V141H253ZM179 141V142H178ZM187 141V140H186ZM207 141V142H206ZM224 141H225V143H224ZM243 141V142H242ZM120 142H121V146H119L120 145ZM133 142V141H132ZM169 142V143H168ZM172 142V143H171ZM178 142V143H177ZM189 142V141H188ZM197 142H199V141H197ZM204 142H206V143H204ZM229 142V143H228ZM248 142V143H247ZM107 142H103V145L104 146H108V144L110 143H107ZM136 143V142H135ZM186 143V142H185ZM201 143H202V145H201ZM218 143V144H217ZM222 143V144H221ZM140 144V145H139ZM143 144H144V146H143ZM223 144H224V146H223ZM229 144H231V145H229ZM242 144V145H241ZM246 144V145H245ZM257 144V145H256ZM127 145L129 146V147H127ZM151 145H152V147H151ZM154 145H157V144H154ZM166 145V146H165ZM174 145V146H173ZM209 145V146H208ZM245 145V146H244ZM262 145H263V147H262ZM189 146V147H190ZM242 146V147H241ZM256 148H255V147ZM119 148V149H118ZM126 148H127V150H126ZM165 148V149H164ZM217 148V149H216ZM230 148H231V150H230ZM245 148V149H244ZM114 149V150H115ZM130 149V148H129ZM178 149H180L179 147H178ZM183 149V148H182ZM190 149V148H189ZM222 149H224V151H222ZM244 149V150H243ZM257 149H258V151H257ZM118 150H120V151H118ZM154 150V151H153ZM161 150V151H160ZM170 150V151H169ZM197 150H199V151H197ZM153 153H152V152ZM170 152V153H168V152ZM175 151V152H174ZM179 151V150H178ZM183 151V150H182ZM182 151H180L181 153H182ZM197 151V152H196ZM207 151H209V152H207ZM221 151V152H220ZM226 151V152H225ZM253 151V152H252ZM193 152H195L194 154H193ZM203 152V153H202ZM237 152V153H236ZM145 153V154H146ZM159 153V155H157ZM165 153V154H164ZM167 153L169 154V155H167ZM178 153L179 152H177V156H178V158H179V155H178ZM207 153V154H206ZM238 153H240V154H238ZM253 153V154H252ZM257 153V154H256ZM131 154H132V156H133V158H132V156H131ZM184 154V153H183ZM189 154H187V155H189ZM206 154V155H205ZM226 154V155H225ZM262 154H263V156H262ZM134 155H135V157H134ZM143 157L144 158V160L146 161H143L142 160V162H140L141 160V157ZM157 155V157H156V159L154 158L155 156ZM165 155V156H164ZM184 155H186V154H184ZM214 155V157H212ZM234 155V156H233ZM239 155V156H238ZM248 156V157H247ZM256 156V157H255ZM131 157V159H129ZM137 157V158H138ZM163 157H165V158H167L166 160H165V158H164V160H163ZM205 157V158H204ZM231 157V158H230ZM252 157V158H251ZM110 158V159H109ZM136 160H135V159ZM175 158V157H174ZM177 158V157H176ZM175 158V159H176ZM178 158H177V160H178ZM222 158V159H221ZM113 160V163H112V160ZM129 159V160H128ZM154 159V160H153ZM179 159H181V158H179ZM210 159H212V160H210ZM108 160V161H107ZM131 160V161H130ZM135 160V161H134ZM140 160V161H139ZM149 160H152L151 161V164L149 163L150 161ZM162 160V161H161ZM174 160V159H173ZM149 161V162H148ZM242 161V162H241ZM246 161V162H245ZM135 162V163H134ZM153 162V163H152ZM165 162V163H164ZM174 162H176L177 163V161H174ZM259 162V163H258ZM262 162V163H261ZM120 163H122V164H120ZM128 163V162H127ZM133 163V164H132ZM137 163H139V164H137ZM161 163V164H160ZM172 163V162H171ZM220 163V164H219ZM108 164H111L110 166L108 165ZM125 164L127 165V167H126V169H124V171H123V169H122V167H125ZM131 164V165H130ZM155 164V165H154ZM170 163H168V165H169ZM173 164V163H172ZM178 165H179V162L177 163ZM177 164L175 165V167L177 166ZM247 164H249V165H247ZM261 164H263L262 166H261ZM106 165V166H105ZM108 165V166H107ZM123 165V166H122ZM143 165V166H142ZM145 165H146V167H145ZM148 165H149V168H150V170L151 169H153V170H151V171H149L148 170ZM152 165H153V168H152ZM160 165V166H159ZM161 165H163V166H161ZM183 165V164H182ZM191 165V166H190ZM244 165H246V166H244ZM252 165V166H251ZM256 165V166H255ZM106 167V168H104V167ZM167 166V165H166ZM170 166V165H169ZM259 166H260V168H259ZM101 167V168H100ZM119 167V168H118ZM137 167V169H133L132 170V168H136ZM160 167V168H159ZM171 167H174V165L172 166L171 165ZM178 167V166H177ZM176 167V168H177ZM202 167V168H201ZM235 167V168H234ZM239 167V168H238ZM255 167V168H254ZM262 167V168H261ZM104 168V169H103ZM114 168V169H113ZM129 170H128V169ZM140 168H142V171H141V169ZM144 168V169H143ZM147 168V169H146ZM159 168V169H158ZM175 168V169H176ZM188 168V169H187ZM190 168V169H191ZM242 168V169H241ZM101 169H103V170H101ZM138 169H140V171H141V173H139L140 171L138 170ZM177 169H179V168H177ZM251 169V170H250ZM255 169H256V171H255ZM260 169V170H259ZM107 170H108V173H107ZM111 170H113L112 171V173H111ZM118 170H120V171H118ZM128 170V171H127ZM131 170V171H130ZM145 170H147V171H145ZM160 170V171H159ZM173 170V176H174V174L176 173V171H174V168H172L171 169V171ZM182 170V169H181ZM235 170V171H234ZM239 170V171H238ZM122 171V172H121ZM130 171V172H129ZM139 173V175L141 176V179H139V175H138V178L136 179V178H134V176L136 177V174H137V172ZM149 171V172H148ZM164 171H163V173H164ZM183 171H182V173H183ZM206 171L208 172L207 173V175H206ZM234 171V172H233ZM101 172V173H100ZM110 172V173H109ZM120 172H121V174H120ZM133 172V173H132ZM136 172V173H135ZM146 172H148L149 174H147V175H145L146 174ZM175 172V173H174ZM117 173V174H116ZM127 173H128V175H127ZM131 173H132V175H131ZM162 173V174H163ZM168 173V172H167ZM180 173V171L178 172V173H176L175 175L177 176V174H179ZM260 173V174H259ZM78 173H76V175H74V177H72V179H75V180H77L76 178H77V175ZM104 174V176L102 177V175ZM108 174V175H107ZM115 174H116V176L117 177H115ZM135 174V175H134ZM165 174V173H164ZM187 174V173H186ZM232 174V175H231ZM259 174V175H258ZM106 175V176H105ZM113 175V176H112ZM124 175H127L126 177L124 176ZM182 175H184V174H182ZM195 175V176H194ZM84 176H86L85 178H84ZM108 176V177H107ZM154 177V179L152 180V178ZM159 176H160V174H159ZM164 176V177H163ZM169 176H171V174L169 175ZM176 176H174V177H176ZM184 176V177H185ZM197 176V177H196ZM130 177V178H129ZM143 177V178H142ZM215 177V178H214ZM104 178H106V180H103ZM116 178V179H115ZM120 178V179H119ZM133 178L134 179H136V180H140V185L138 186V189L140 190H138L137 189V191H139V192H141L142 191V194L141 193H133L132 192V190H134V192H135V190H136V188H134V185H132L131 183H133L134 182V180H133ZM158 178V179H157ZM170 178V177H169ZM173 178V177H172ZM179 178V176H177V179ZM189 178V179H188ZM197 178V179H196ZM234 179V180H232V179ZM238 178V179H237ZM260 178V179H259ZM91 179V180H90ZM100 179H101V181H100ZM114 179L116 180V184L115 183H112V181H114ZM123 179V180H122ZM155 179H156V181H155ZM171 179V178H170ZM187 179L189 180V182L187 181ZM208 179V180H207ZM214 179V180H213ZM112 180V181H111ZM147 181L148 180V182H150V183H148L147 182V184H146V182L144 183V181ZM163 180H164V182L165 181H167L165 184H163L162 185V183H163ZM89 181V182H88ZM127 181V182H126ZM195 181V182H194ZM198 183H197V182ZM91 182V183H90ZM93 182V183H92ZM100 182L102 183L100 186L98 185V184H100ZM106 182V183H105ZM124 182V183H123ZM126 182V183H125ZM159 182V183H158ZM170 182L171 183H175L174 182V180H173V182H172V180H170ZM186 182V183H185ZM188 182V183H187ZM192 182V183H191ZM203 182V183H202ZM205 182V183H204ZM104 183V184H103ZM128 183V184H127ZM135 183V182H134ZM136 183H138L139 184V182H137L136 181ZM135 183V184H136ZM158 183V184H157ZM230 183V184H229ZM96 184V185H95ZM115 184V185H114ZM124 184V185H123ZM146 186H145V185ZM176 184H174V185H176ZM201 184H203V185H201ZM228 184V185H227ZM87 185L89 186V188H87L86 189V187H87ZM92 185L93 186H95L94 188L92 187ZM102 185L105 187L106 186V189H102ZM156 185H158L159 186V190H160V194L159 193H157V192H159V190L157 189V187L158 186H156ZM225 185V186H224ZM115 188H114V187ZM123 186V187H122ZM131 186L134 188H132L131 189ZM136 186V185H135ZM144 186V187H143ZM164 186V187H163ZM166 186V187H165ZM170 186L172 187V190L174 191L175 189L176 190H178L179 192L178 193H174V196H175V194H177V195H179L181 192H184V194H185V190L187 191V192H189V193H186L184 196L185 197H187V198H189V200L188 201H190L189 203H187V202H183V201H186L185 199H183V203L181 202L180 203V200H179V198H176V200H175V197L174 198H172V196L170 197V196H168V192H170L171 193V188H170ZM195 186V187H194ZM221 186V187H220ZM98 187H101V189L99 188L98 189ZM120 187H121V190H120ZM137 187V186H136ZM142 187V188H141ZM190 187V188H189ZM225 187V188H224ZM231 188L230 190H229V188ZM3 187H1V189H2ZM70 189V191H68V192H70V193H72L71 191H72V189H71V187H69ZM150 188H151V190H150ZM162 188H164V191H165V193H164V191H163V189ZM166 188H170V189H167V190H165ZM174 188V189H173ZM179 188V189H180ZM204 189V191H203V189ZM258 188V189H257ZM0 189V190H1ZM96 189V190H95ZM113 189V190H112ZM126 189H127V191L129 190L131 193H129L128 194V192L126 191ZM145 189V190H144ZM153 189V190H152ZM197 189V190H196ZM226 189V190H225ZM3 190H4V188H3ZM48 189H46V191H47ZM77 190H79V189H77ZM102 190V191H101ZM109 190H112L113 191V193L112 192H109L108 193V198H103L104 196H102V201H105L106 203L107 202H109V204H106V205H108V207L106 206V205H101V203L102 204H105V202H101L100 203V201H99V198H100V200H101V195H104V192H106V191H109ZM117 190V191H116ZM150 190V191H149ZM192 190V191H191ZM193 190H194V192H193ZM17 191H19V190H17ZM73 191H74V188H73ZM76 191V190H75ZM86 191V192H85ZM104 191V192H103ZM122 191H123V193H122ZM147 191L148 192H152L151 194H149V195H147V205L145 206V203H146V201H144V199H145V195L147 194ZM209 191V192H208ZM83 192V191H82ZM92 192V193H91ZM98 192V193H97ZM101 192H103V194L101 193ZM118 192H120V193H118ZM126 192V193H125ZM146 192V193H145ZM168 194H167V193ZM220 194H219V193ZM0 193H1V191H0ZM19 193H20V191H19ZM18 193V194H19ZM96 193H97V195H96ZM218 193V194H217ZM226 193V194H225ZM2 194H4V192H2ZM1 194V195H2ZM72 194H74V193H72ZM89 194H91L90 196H89ZM95 194V195H94ZM116 194V195H115ZM131 194V195H130ZM139 194H141V195H139ZM159 194V195H158ZM163 196H162V195ZM165 194L167 195V198L165 197ZM213 194V195H212ZM229 194V195H228ZM5 195H6V193H5ZM125 195V197H126V195H129V196H127L126 198H125V200H124V198H123V196ZM151 195V201L148 199V197ZM161 195V196H160ZM173 195V194H172ZM186 195H189V196H186ZM55 196V197H54ZM93 196V197H92ZM116 196V197H115ZM121 196H122V198H121ZM134 196V197H133ZM139 196H141V198H139ZM180 196V198L182 199V197H181V194L179 195ZM183 196V195H182ZM193 196V197H192ZM216 196V197H215ZM262 195H258V197H261ZM1 197V196H0ZM109 197H111L110 198V200H109ZM114 197V198H113ZM133 197V199H135L136 197H138L136 200H138V204H140V202L142 203V205L140 206L143 210L141 211V212H143L144 213V211L146 212L145 214L146 215H151V213H156L157 212V210H159L160 209V207L161 206H159V208H156L155 210L156 211H154V209H150L151 208V206H152V204H154V206L155 207H157V201H158V199H156L155 200V198H157V197H160V199L163 197L164 198V200H166V199H168V201L169 200H172L173 202L174 201H176L175 203H177V202H179V205H183V207H181V206H179L178 207V205H174V203H172L171 201H170V203L168 202V203H166V201L164 202L165 204H167V206L166 205H164V206H166V207H168L169 208V206L170 207H172V212H175L176 210H178L179 212H175L176 214L175 215H177V216H175L174 214V216L176 217V219L173 221V222H169L168 223V219L165 221L164 220V218H167L168 217V215L169 214H171L172 212H170L169 214H167V217H164V216H166V215H164L165 213H167V211H165V209H163V207L161 208L162 210H164L165 212H162V213H164V214H162V217H160L159 218V216H161V214H159V216L157 215L158 213H160V212H158L157 214H156V216H155V214L153 215L152 214V216L154 217L155 216V220H154V218L152 219V217L150 218L149 216H146L147 218H149L148 220H146L147 218H145V216H144V219H143V214L142 213H140V214H142V216H141V219H140V214L139 213H137V216L139 217H136V222L134 223H132L131 222V219L132 218H129V217H131V216H128L129 215V213H126L127 211H125V213H126V215H125V218H123V221H124V219L126 220V222H127V219H126V216H128V222L129 223H127V224H123L122 225V227L124 228V229H122L121 228V231L119 230V228L117 227V226H119V224H115L114 222L116 221V219L113 221H111L110 222V224H111V227H110V233H111V229L113 228V230H115V228L117 227L118 228V230L120 231L118 234L120 235L119 237H120V241L122 240V242H124V243H122L121 242V245L119 244V243H117L116 241L119 239L118 238V234L116 235V237H115V232L113 231L112 233H114L113 235H111L110 236V233H109V235L108 236H110V238L108 237V239L106 240L105 238V240L106 241H103L104 239H102V241H103V243H104V245L102 244V243H100V241H101V238L102 237H104V236H107V234H106V231L107 230H105V227H109L110 225H109V220L111 219V218H115V213L117 214V216H119V213L121 214V215H124L125 213H124V211H121V212H119L120 210H118L119 208H116V206H119V202L121 203V204H123V205H125V203H126V201L128 202V203H132V202H134V200H132V202L131 201H129V198H132ZM170 197V198H169ZM185 197H183V198H185ZM253 197L254 198H256L255 200L253 199ZM263 197V196H262ZM4 198V197H3ZM93 198H94V200H93ZM128 198V199H127ZM235 198V199H234ZM239 198V199H238ZM5 199H6V197H5ZM80 199V200H79ZM106 199H107V201H106ZM120 199V200H119ZM122 199V200H121ZM127 199V200H126ZM177 199L179 200V201H177ZM213 199V200H212ZM258 199H260V198H258ZM0 200H2V198L0 199ZM98 200V201H97ZM109 200V201H108ZM114 200V201H113ZM141 200H143V201H141ZM163 200V201H164ZM226 200V201H225ZM239 200V201H238ZM262 200H264V198H262ZM261 200V201H262ZM3 202H5V200H2ZM152 201H153V203H152ZM154 201H155V203H154ZM162 201V200H161ZM162 201V202H163ZM215 201V202H214ZM231 201V202H230ZM238 201V202H237ZM250 201V202H249ZM96 202V203H95ZM97 202H99L98 204H97ZM112 204H111V203ZM160 202V201H159ZM161 202V203H162ZM230 202V203H229ZM240 202H242L241 204H240ZM263 202V201H262ZM37 203V202H36ZM51 205H50V204ZM70 203V202H69ZM94 203H95V206H94ZM113 203H114V205H113ZM151 203V204H150ZM249 204V203H252L250 206V209H249V205H247V204ZM3 205H4V203H2ZM5 204H7L6 202H5ZM43 204H46L45 202L43 203ZM42 204V205H43ZM66 204V206H67V204L68 203H65ZM76 204V205H75ZM120 204V205H121ZM127 204V203H126ZM133 204V203H132ZM136 204H137V202H136ZM135 204V205H136ZM138 204L136 205V206H138ZM150 204V205H149ZM178 204V203H177ZM20 205V204H19ZM35 206L37 205V204H34ZM34 205H32L33 206V214H34V211H35V209L34 208H36V209H39V208H37V207H34ZM61 205H62V207H61ZM97 205H100V208H99V206H98V210H97V208H96V206ZM116 205V206H115ZM129 205V204H128ZM128 205H126V206H124V210L126 209L125 207H127ZM131 205V204H130ZM130 205L128 206V209L127 210H129V208H130ZM169 205V206H168ZM211 205V206H210ZM237 205V206H236ZM244 205V206H243ZM257 205V204H256ZM258 205V206H259ZM2 206V205H1ZM6 206H8V204L6 205ZM31 206V205H30ZM31 206V207H32ZM44 206V205H43ZM42 206V207H43ZM46 206V205H45ZM69 206V205H68ZM68 206H67V208H68ZM103 206V207H102ZM111 206V207H110ZM113 206H114V208H113ZM133 206H134V204H133ZM136 206H134V207H136ZM153 206V207H154ZM213 206V207H212ZM243 206V207H242ZM16 207V206H15ZM23 207L26 209V210H28L29 209V207H28V209H27V205L26 206H24L23 205ZM53 207V208H54ZM63 207H65V208H63ZM88 209H87V208ZM90 207V208H89ZM106 207V208H105ZM132 207V206H131ZM146 207H147V209H146ZM149 207V208H148ZM152 207V208H153ZM154 207V208H155ZM212 207V208H211ZM231 207L233 208V209H231ZM247 207V208H246ZM254 208H255V206H253ZM2 208H4V207H2ZM7 207H5V209H6ZM18 208V207H17ZM16 208V210H18ZM24 208H22L21 210L19 209L18 210V214H19V211H21V212H23L22 210H25ZM45 208V211H46V208L47 207H44ZM44 208H42V209H44ZM50 208V207H49ZM94 208H96V209H94ZM103 208V209H102ZM108 208L109 209H111L110 211L108 210ZM176 209V210H174V209ZM225 208V209H224ZM254 208H252V209H254ZM258 208H261V206L260 207H258ZM257 207L255 208V210L256 209H258ZM51 209V208H50ZM73 210L72 211V215H69V214H71V213H68L69 211H71V210ZM83 209H84V211H83ZM85 209H87L89 212H87L86 213V211H85ZM93 209H94V211H93ZM120 209L122 210L123 209V206L121 207L120 206ZM136 209H137V207H136ZM140 208H138L137 210H139ZM149 209L151 210V211H154V212H151V211H149ZM222 209H224V210H222ZM229 209V210H228ZM249 209V210H248ZM15 211V208L14 209H12V210H10L9 211V208H7V211L8 212H11V213H9V214H13L12 213V211ZM30 210H32V208L30 209ZM66 210V212L68 213H66L65 212V214H64V211ZM105 210H107V211H105ZM118 210V212H116ZM167 210V209H166ZM170 210V209H169ZM168 210V211H169ZM183 210H184V212H183ZM248 210V211H247ZM255 210H252L253 212L255 211ZM258 210H260V209H258ZM0 211L4 214V209H1L0 208ZM6 211V213H5V215H6V217H7V214H8V212ZM13 211V212H14ZM57 211V210H56ZM79 211H81L82 213V215L80 214V212ZM92 211H93V213H92ZM111 211H112V213H111ZM131 211V210H130ZM139 211V212H140ZM148 211L149 212H151V213H148ZM180 211H182L181 213H180ZM227 211V212H226ZM247 211V212H246ZM252 211H251V214H252ZM262 211V210H261ZM20 212V214H21V217H22V213ZM28 212H29V210H28ZM28 212H27V215L26 216H28ZM37 212V211H36ZM35 212V213H36ZM38 212H39V210H38ZM105 212H107V213H105ZM114 212V213H113ZM15 214H13L12 216L14 217V218H17L16 217V215H17V213H16V211L14 212ZM25 213V212H24ZM30 213H31V211H30ZM30 213H29V216H30ZM31 213V214H32ZM63 213V214H62ZM101 213V214H100ZM104 213H105V215H104ZM109 213H110V215L112 216V217H110V215H109ZM124 213V214H123ZM131 213V212H130ZM134 213H135V211H134ZM133 213V215H135L136 216V214H134ZM262 213V212H261ZM263 213H264V208H263ZM1 214V213H0ZM53 214H55L58 218H57V220L54 218V217H56V216H54ZM61 214H62V216H61ZM226 214V215H225ZM250 214V213H249ZM254 214H256V213H254ZM4 215V216H5ZM11 215H8V217L10 216L11 217ZM15 215V216H14ZM24 216V219L26 218L25 217V214H23ZM34 215H39V214H34ZM33 215V216H34ZM64 215H69L70 217H68V216H66L67 218H69L67 221L65 220L66 219V217L63 219V217H64ZM90 215H92V216H90ZM172 215V214H171ZM181 215V216H180ZM244 215V216H243ZM247 215H248V217H247ZM257 215H259V213L257 214ZM262 215V214H261ZM3 216V215H2ZM2 216H0V225H1V222H2V224H6L7 222H8V220L6 219V217H2ZM18 216V215H17ZM32 216V215H31ZM40 216V215H39ZM54 216V217H53ZM96 216H98V217H96ZM104 216V217H103ZM107 216H109V217H107ZM158 216V218H156ZM173 216V217H174ZM179 216V217H178ZM221 216V217H220ZM251 216H253V214L251 215ZM263 216V215H262ZM2 217V218H1ZM23 217H22V219L21 220H24L23 219ZM41 217H43V215L41 216ZM44 217H45V215H44ZM71 217H72V219H71ZM73 217H75V218H73ZM120 217L121 216H119V217H116V218H119V219H117V221L119 220V222L121 223V222H123L122 221V219H121V221H120ZM133 217V219L132 220H134V216H132ZM224 217V218H223ZM246 219H245V218ZM14 218L12 219V221L14 222V223H18L19 225L18 226H21L22 225V223L24 222L25 223V221H23V222H21V225H20V223L18 222V220L16 221H14ZM18 218H19V220H20V217L18 216ZM106 218H109V219H106ZM113 218V219H114ZM122 218V217H121ZM138 218V219H137ZM163 218V219H162ZM169 218V217H168ZM242 218V219H241ZM263 218V217H262ZM262 218H261V220H262ZM1 219H3L2 221H1ZM9 219V218H8ZM33 219V218H32ZM34 219H35V217H34ZM42 219H44V220H42ZM59 219H61V220H59ZM62 219L65 221L64 223H62L61 221H62ZM81 220L83 223H80V221L79 220ZM107 220L106 222H107V225H106V223H103L102 221L103 220ZM143 219V220H142ZM156 219H158L159 220V223L158 224H161V223H163L162 225V227H159V226H161V225H157V227L155 226L154 227V230L152 231V229H153V226L154 225H152V227L149 225V223L151 224V223H153V224H156L157 222H156ZM170 219V218H169ZM219 219V220H218ZM226 219V220H225ZM241 219V220H240ZM250 219H252V218H250ZM254 219H255V217H254ZM254 219H253V221H254ZM258 219V218H257ZM260 219V218H259ZM258 219V220H259ZM11 220V219H10ZM36 220V219H35ZM58 220H59V223H58ZM72 221V224H73V222L75 223V224H77L78 222L77 221H79V223H78V225H77V227L78 228H76L75 227V224H73V225H71V222H70V224H69V222L68 221ZM98 220H102L101 222L104 224L103 226H102V223L100 224L99 222L100 221H98ZM137 220L139 221V223L137 222ZM140 220L142 221V222H140ZM151 220H153V222H151ZM165 221V222H163V221ZM172 220H173V218H172ZM171 219L169 220V221H172ZM240 220V221H239ZM244 220V221H243ZM248 220V219H247ZM260 220V225L259 226H263V221H264V219H263V221H261ZM5 221H7V222H5ZM46 221V222H45ZM54 221H56L55 223H54ZM98 221V222H97ZM143 221H145L144 223H143ZM146 221H148V222H146ZM244 222L242 225L243 226H241V224L240 223H242V222ZM250 221V220H249ZM77 222V223H76ZM97 222V223H96ZM130 222L132 223V224H135V225H132V224H130ZM254 222H256V221H254ZM10 223H11V221H10ZM17 223L14 225V230H19V227L17 226ZM61 223V224H60ZM124 223V222H123ZM165 223H167V228L165 227L166 225H165ZM183 223V224H182ZM237 223H238V225H237ZM11 224H13V223H11ZM56 224H57V226H56ZM86 224V225H85ZM114 224H115V227H114ZM129 224H130V226H129ZM3 225V226H4ZM8 225H9V223H8ZM53 225V226H52ZM60 225V226H59ZM62 225V226H61ZM66 225H67V228H69V226H72V227H75L76 228V230H74L72 227H70L71 228V232H72V234H69V236H67L68 234V232H69V230L67 229L66 230ZM90 225H91V227H90ZM96 225H97V227H98V225L100 226H102L104 229L102 230V228L100 227H98V228H96V231L94 230V232H93V230L92 229H94L95 227H96ZM124 225H127L126 226V229H125V226ZM147 225H148V227H147ZM237 225V226H236ZM251 225V226H252ZM258 224H255V226H257ZM12 226V225H11ZM23 226H24V224H23ZM35 226H37V228L35 227ZM55 227V228H53V230L51 229L52 227ZM120 226H121V224H120ZM239 226V227H238ZM259 226H257V228L259 227ZM18 227V228H17ZM22 227V226H21ZM31 227V228H30ZM46 227V228H45ZM58 229H57V228ZM87 227H89V229H91L92 230V234H91V230H89V233H88V229H87ZM128 227V228H127ZM131 227V228H130ZM150 227H151V229H150ZM240 227H242V229L240 228ZM253 227H254V225H253ZM5 228H7V226H5ZM9 228H10V226H9ZM23 228V227H22ZM22 228H20V229H22ZM116 228V229H117ZM157 228L159 229V232L157 231ZM236 228H239V229H236ZM252 228V227H251ZM256 228V227H255ZM262 228H264V227H262ZM0 229H2V225H1V227H0ZM26 229V228H25ZM64 229V230H63ZM73 229V230H72ZM87 229V230H86ZM97 229H98V231H97ZM106 229H108V228H106ZM234 229H235V231L237 232V233H235V235H236V237H238V238H234L236 241L238 240V243L236 242L235 244H234V240L233 241H230L229 239H231V237H232V235H231V233L232 234H234L233 232H235L234 231ZM241 229V230H240ZM11 230L12 231H14L13 230V226H12V228H11ZM11 230H9L10 232H11ZM17 230V231H18ZM37 230V231H36ZM42 230V231H41ZM63 230V231H62ZM86 230V234L88 233L89 235H84V231ZM135 230V231H134ZM163 230V231H162ZM16 231V232H17ZM20 231V230H19ZM30 231V230H29ZM52 231V232H51ZM100 231H102V233L100 232ZM180 233H179V232ZM1 232V231H0ZM22 232V231H21ZM34 232V233H33ZM71 232H69V233H71ZM84 232V233H83ZM100 234H99V233ZM108 232V231H107ZM150 232V233H149ZM174 234H173V233ZM246 232V233H245ZM253 232H254V234H253ZM80 233H82L84 236H86V238L88 237L89 238V236L91 235H93L92 237H90L88 240L87 239H83V235L82 234H80ZM94 233V234H93ZM99 235H98V234ZM117 233V232H116ZM125 233V234H124ZM2 234L4 235V236H2ZM10 236V237H8V235ZM22 234V235H21ZM23 234L25 235V236H23ZM30 234V235H29ZM100 236V238L97 236ZM102 234H104L102 237H101V235ZM124 234V235H123ZM172 234V235H171ZM177 234V235H176ZM15 235V236H16ZM33 235V236H32ZM72 235V236H71ZM73 235H75V236H73ZM77 235V236H76ZM80 235V236H79ZM121 235H123V236H121ZM133 235H134V237H133ZM176 235V236H175ZM235 235H233V237H235ZM247 235H249V236H246ZM253 237H252V236ZM6 236V237H5ZM20 236V237H19ZM96 236V237H95ZM157 236V237H156ZM247 238H245V237ZM19 237V239H17ZM32 237V238H31ZM114 237V238H113ZM122 237H123V239L125 240V241H123V239H122ZM126 237H127V239H126ZM128 237H129V239H128ZM172 237H175L174 239L172 238ZM230 237V238H229ZM232 237V238H233ZM3 238H5L4 240H3ZM9 238V239H8ZM12 238H14L13 240H12ZM24 238V239H23ZM37 238V239H36ZM79 238V239H78ZM99 238V239H98ZM177 238V239H176ZM229 238V239H228ZM242 238H244V239H242ZM252 238V239H251ZM81 239H83V240H81ZM111 239H113V241H111ZM132 241H131V240ZM171 239V240H170ZM240 239H242L241 241V243H239V241H240ZM15 240H16V242L18 243H16L15 242ZM84 240H87V241H85L84 243L85 244H83V241ZM97 240L99 241V244H96L95 242H97ZM243 240H245V241H243ZM13 241L16 243V245H13L12 246V244H13ZM82 241V242H81ZM101 241V242H102ZM108 241V242H107ZM119 241V242H120ZM127 241V242H126ZM164 241H166V243L164 242ZM220 241H221V243H222V245H221V243H220ZM258 241V242H257ZM96 244H94V243ZM106 242H107V244H106ZM116 242V243H115ZM131 242H133V243H131ZM172 242V243H171ZM233 242V243H232ZM14 243V244H15ZM164 243V244H163ZM81 244V245H80ZM83 244V245H82ZM168 244V245H167ZM212 244H214V246L212 245ZM215 244H217V246L215 245ZM220 244V245H219ZM72 247H71V246ZM89 245V246H88ZM94 245V246H93ZM101 245H103V248H104V250H103V248H102V246ZM110 245H113V246H110ZM210 245V246H209ZM227 245H229V246H227ZM236 247H235V246ZM106 247V249H105V247ZM110 246V247H109ZM118 247L117 249L115 248V247ZM155 246V247H154ZM165 248H164V247ZM211 246H212V248H211ZM216 246V249L214 248ZM238 246V247H237ZM4 247V248H3ZM17 247V248H16ZM69 247H71V248H69ZM96 247V248H95ZM160 247H162L161 249H160V252H159V248ZM170 247V248H169ZM230 247V248H229ZM241 247V251L239 250V248ZM255 247H258L257 249L255 248ZM261 249H260V248ZM3 248V249H2ZM94 248H95V251H94ZM243 248V249H242ZM246 250H245V249ZM248 248V249H247ZM254 248V249H253ZM17 249V250H16ZM79 249V250H78ZM92 249V250H91ZM100 249H102V250H100ZM166 249H168V250H166ZM212 249H215V250H212ZM223 250L222 251V253H221V251H219L218 253H217V250ZM260 249V250H259ZM73 250V251H72ZM114 250L117 252L116 254H119V255H115V257H114ZM224 250H226V251H224ZM243 250V251H242ZM110 253H109V252ZM158 251V252H157ZM205 251V252H204ZM7 252V253H6ZM108 252V253H107ZM228 252V253H227ZM231 252V253H230ZM241 252V253H240ZM242 252H243V254H245V256L247 257H245L243 254H242ZM100 253V254H99ZM155 253V254H154ZM164 253V254H163ZM220 253H221V255H220ZM230 253V254H229ZM107 254V255H106ZM141 254V255H140ZM214 256H213V255ZM224 254H226V255H224ZM233 254V255H232ZM239 254V255H238ZM248 254V255H247ZM249 254H254V255H249ZM256 254H261L262 256H260V255H256ZM99 255L101 256V257H99ZM105 255V256H104ZM228 255H230V259L232 258V262L230 263L228 260V258H229V256ZM122 256V257H121ZM142 258H141V257ZM226 256V257H225ZM231 256H233V257H231ZM236 256H237V258L239 257L240 258V262L237 260V258H236ZM248 256H250V257H248ZM257 256H260V257H258L257 259L256 258H254V257H257ZM88 257L90 258L89 260L91 261H88ZM103 257V258H102ZM117 257V258H116ZM198 257H200V258H198ZM244 257L247 259V260H245L244 259ZM86 258V259H85ZM122 258H124V259H122ZM153 258H155V259H153ZM195 258H196V260H195ZM226 258V259H225ZM253 259L254 261L252 262V260L251 259ZM2 259V260H1ZM85 259V261L83 262V260ZM139 259V260H138ZM152 259V260H151ZM213 259V260H214ZM220 259H221V261H220ZM228 259V260H227ZM234 259H236V261L234 260ZM251 261H249V260ZM256 259V260H255ZM119 260H120V262H119ZM203 260H205L204 262H203ZM194 261H196V262H194ZM202 262V263H200V262ZM238 261V262H237ZM90 262V263H89ZM93 262V263H92ZM215 262V261H214ZM216 262L214 263V264H216ZM220 262V263H219ZM206 263V264H207ZM213 263V262H212ZM226 263V264H227ZM209 264V263H208Z\"/></svg>", "mask_w": 264, "mask_h": 264}]
</instances>
